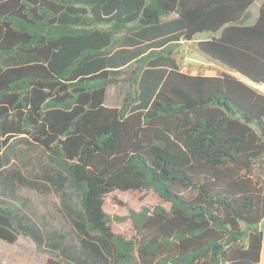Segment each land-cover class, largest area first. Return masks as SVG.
<instances>
[{"label": "trees", "instance_id": "16d2710c", "mask_svg": "<svg viewBox=\"0 0 264 264\" xmlns=\"http://www.w3.org/2000/svg\"><path fill=\"white\" fill-rule=\"evenodd\" d=\"M257 1L0 0V153L17 138L41 147L81 240L45 264H260L264 93L180 71L172 45L213 34L202 53L264 84ZM131 64L134 94L106 106ZM21 235L44 250L0 198V240Z\"/></svg>", "mask_w": 264, "mask_h": 264}, {"label": "rangeland", "instance_id": "374dc122", "mask_svg": "<svg viewBox=\"0 0 264 264\" xmlns=\"http://www.w3.org/2000/svg\"><path fill=\"white\" fill-rule=\"evenodd\" d=\"M251 11L253 17L250 23L259 15L258 4ZM172 45L179 62L196 50L193 44H188L182 52L181 43ZM134 67V64L126 67L120 77L122 81L109 85L106 106L121 107L125 98L134 94L136 85L130 80ZM6 153L7 157L0 153V198L19 207L22 213L38 225L44 233L45 244L41 251L27 235H21L14 244L0 240V264H45L48 257L61 256L59 246L70 242L80 244V236L63 212L60 196L50 189L42 177L44 167H48L49 162L41 147L27 138H17L11 142ZM255 174L259 176V170ZM73 200L79 204L78 193L74 192ZM260 229L264 232V222Z\"/></svg>", "mask_w": 264, "mask_h": 264}, {"label": "crops", "instance_id": "0c3cea01", "mask_svg": "<svg viewBox=\"0 0 264 264\" xmlns=\"http://www.w3.org/2000/svg\"><path fill=\"white\" fill-rule=\"evenodd\" d=\"M264 2V0H259L257 2H255V4H258L259 8L261 6V4ZM254 4V5H255ZM253 5V6H254ZM252 6V7H253ZM251 7V8H252ZM252 13V11H251ZM175 17V16H173ZM253 17V16H252ZM249 20L248 24H254L255 21L257 20L258 16L254 19V21L252 23H250ZM172 18V17H171ZM129 34V33H128ZM125 35V34H123ZM203 36V37H202ZM213 34L210 33H205V34H200L197 35L193 40L191 41H187L185 39H181L177 42H173V43H181V52L183 50V48H187L188 44H193L196 48L194 53H190L189 55H187L185 57V59H181V62H179L175 56V54L173 55L174 59L176 60L177 66L180 69V71L182 72H186L189 73L191 75H204V76H216V75H220L224 72L226 73H231L237 77H239L240 79L248 82L249 84L253 85L255 88H257L258 90H260L261 92L264 93V84H257L252 82L251 80H249L248 78H246L245 76H243L240 73H236L233 72L231 70H227V67L224 66L223 64L211 59L209 56L205 55L204 53H202L199 48H198V42L202 41V40H209L213 37ZM184 53V52H183ZM182 53V54H183ZM128 67V66H127ZM225 67V68H224ZM126 68V67H125ZM229 69V68H228ZM108 91V90H107ZM107 96V95H106ZM106 103V100H105ZM106 105V104H105ZM264 264V243H263V248H262V255H261V262L260 264Z\"/></svg>", "mask_w": 264, "mask_h": 264}]
</instances>
